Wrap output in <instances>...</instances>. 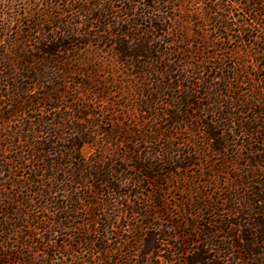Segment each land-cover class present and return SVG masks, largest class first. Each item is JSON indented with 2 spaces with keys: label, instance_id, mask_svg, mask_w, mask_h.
<instances>
[{
  "label": "trees",
  "instance_id": "obj_1",
  "mask_svg": "<svg viewBox=\"0 0 264 264\" xmlns=\"http://www.w3.org/2000/svg\"><path fill=\"white\" fill-rule=\"evenodd\" d=\"M184 1L0 0V264H264V0Z\"/></svg>",
  "mask_w": 264,
  "mask_h": 264
},
{
  "label": "rangeland",
  "instance_id": "obj_2",
  "mask_svg": "<svg viewBox=\"0 0 264 264\" xmlns=\"http://www.w3.org/2000/svg\"><path fill=\"white\" fill-rule=\"evenodd\" d=\"M187 1H188V0L184 1V4H183V5H185ZM194 1H195V0H191V2L189 3V6H190L192 3H195ZM196 1H197L198 3H196V5H194L193 8H195V7L198 8V11L200 12L201 9H202V7L204 6V5H203V1H202V0H196ZM109 112H111V111H109ZM0 133H2V130H0ZM237 143L239 144L240 142L238 141ZM253 147H254V146H253ZM91 152H93V149L85 147V148L83 149V151H82V154L85 155V156H89ZM238 154L241 155L242 158L244 159L245 156H246V151H245L243 148H242V149L240 148V151H239ZM30 196H31V194H30ZM32 196H33V195H32Z\"/></svg>",
  "mask_w": 264,
  "mask_h": 264
}]
</instances>
